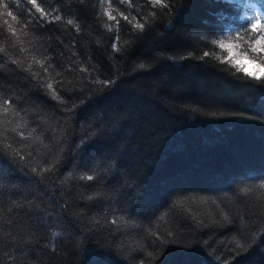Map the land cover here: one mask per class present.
Listing matches in <instances>:
<instances>
[{
    "label": "trees",
    "instance_id": "obj_1",
    "mask_svg": "<svg viewBox=\"0 0 264 264\" xmlns=\"http://www.w3.org/2000/svg\"><path fill=\"white\" fill-rule=\"evenodd\" d=\"M262 36L264 0H0V264H264Z\"/></svg>",
    "mask_w": 264,
    "mask_h": 264
},
{
    "label": "snow or ice",
    "instance_id": "obj_2",
    "mask_svg": "<svg viewBox=\"0 0 264 264\" xmlns=\"http://www.w3.org/2000/svg\"><path fill=\"white\" fill-rule=\"evenodd\" d=\"M56 19H59V17H56ZM69 23H71V21H69ZM137 27L142 28L143 25L142 24H138ZM258 26L257 25H253V30H255ZM262 40H264V36L258 38L255 40V45H261ZM220 48H225V47H231V45H226L225 43L221 42L220 43ZM252 53L256 54V58L255 59H251L248 62L249 63H255L257 64L258 67H264V65H260L259 64V59L264 57V47H256V46H250L249 49ZM244 56L247 57L248 56V51L244 52ZM238 64L240 63L239 61L237 62ZM247 75L250 76H255V73H248L247 69H242ZM49 87H51V85H49ZM88 179H92L91 176L88 177ZM262 187H264V185H262Z\"/></svg>",
    "mask_w": 264,
    "mask_h": 264
},
{
    "label": "rangeland",
    "instance_id": "obj_3",
    "mask_svg": "<svg viewBox=\"0 0 264 264\" xmlns=\"http://www.w3.org/2000/svg\"><path fill=\"white\" fill-rule=\"evenodd\" d=\"M239 62L243 69H247L248 73H255V76L260 74L264 75V69L262 67H258L254 63H249L248 60L243 58H241Z\"/></svg>",
    "mask_w": 264,
    "mask_h": 264
}]
</instances>
